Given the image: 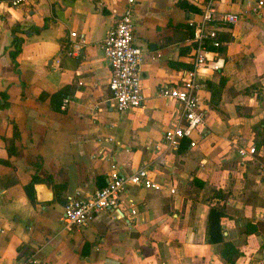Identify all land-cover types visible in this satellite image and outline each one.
Instances as JSON below:
<instances>
[{
    "label": "crops",
    "instance_id": "1",
    "mask_svg": "<svg viewBox=\"0 0 264 264\" xmlns=\"http://www.w3.org/2000/svg\"><path fill=\"white\" fill-rule=\"evenodd\" d=\"M124 1L27 0L18 7L0 1V160L7 161L0 162V264L26 256L35 264H264V175L237 152L254 144L264 160V0L216 1V16L239 18L215 24L221 44L212 52L224 65L198 72L204 133L195 147L184 139L175 151L162 136L180 107L158 89L181 84L191 68L190 25L200 20L205 0H136L143 101L119 113L100 45ZM16 25L45 28L19 34L24 42L15 67L9 52ZM73 44L80 49L69 55ZM62 89L53 106L49 96L39 97ZM36 156L38 176L50 175L52 183L34 185L32 204L24 186L34 173L28 157L33 163ZM110 163L124 173L147 165L175 192L130 187L117 216L107 210L87 227L66 226L65 203L104 186ZM215 206L222 211L220 231L208 229ZM225 243L239 253L232 262L222 256Z\"/></svg>",
    "mask_w": 264,
    "mask_h": 264
},
{
    "label": "built area",
    "instance_id": "2",
    "mask_svg": "<svg viewBox=\"0 0 264 264\" xmlns=\"http://www.w3.org/2000/svg\"><path fill=\"white\" fill-rule=\"evenodd\" d=\"M217 0H205L201 18L191 24L193 27L191 37V68L183 72L181 84L177 86H161L158 95L173 100L180 107L178 121L167 128L162 136L165 147L175 151L184 139L189 140L190 147L196 146V139L202 136L206 126V114L201 106L199 90L201 88L197 76L201 69L212 71L220 70L224 65V58L215 55L210 46L217 48L221 41L216 32V23L234 24L238 20L235 13H221L216 16L214 5ZM27 0H10L13 7H18ZM263 1L256 4L259 9ZM136 0H125L122 12L116 22L107 30L102 39L100 48L110 66L109 90L112 106L119 113L138 108L143 101L141 87L142 50L134 44V10ZM80 49L79 44H73L67 54L74 55ZM69 98L64 97L60 104L62 110L66 109ZM241 159L256 161L259 172L264 175V160L257 158L254 144L238 148ZM106 184L85 197L79 193L65 203L63 208V221L66 226L77 228L87 227L96 216L107 210H112L117 216L122 197L130 187H140L147 190H166L170 194L175 192L173 186L157 182L145 165L132 173L122 172L116 163H110L106 173ZM130 206L133 201L129 199ZM12 264H35L33 256L21 257Z\"/></svg>",
    "mask_w": 264,
    "mask_h": 264
},
{
    "label": "trees",
    "instance_id": "3",
    "mask_svg": "<svg viewBox=\"0 0 264 264\" xmlns=\"http://www.w3.org/2000/svg\"><path fill=\"white\" fill-rule=\"evenodd\" d=\"M0 1H8L9 2L10 0H0ZM43 28H45V26H42V27L33 26L27 30H22V31L19 29V26H17V25L12 28V34H13L12 50H10L9 54H10V57H11L12 62H13L15 67L17 66L15 58L18 55V53L20 52L21 45L24 42L23 37H21L19 34L23 33V34H25V36H30L32 34H38ZM190 29H191V37H192V32H193L192 25H190ZM218 39L220 40L219 37H218ZM209 48L211 50L215 49L212 46H210ZM64 93L65 92L62 89V90H59L58 92L52 93V94L41 93L39 97L41 100H43L45 97L49 96L50 97V106H53L54 102L59 101ZM1 95H2L3 99L6 98L5 92L2 91ZM13 137L14 138L19 137L18 129H17L16 125H14V124H13ZM185 140L189 143L188 139H185ZM185 140H183V141H185ZM14 152H15L14 150H11V149L8 150V154H12ZM28 160H30V162H31L30 164L34 167V173L32 174L30 181L24 186V191L26 193V196L30 200V202L32 204H34L36 202L34 185L37 183H40V182H46L48 184L52 183V181H51L52 178L50 175H47V174H43V177L38 176V173L42 172V169H43L42 164L40 163V160H41L40 156H36L35 162H33V163L31 161V158L28 157ZM0 162L7 163L6 160H0ZM53 187H54V189H56V191H59L62 189V186L55 185L54 183H53ZM56 199L60 202H64L60 198V196L57 195V193H56ZM221 216H222L221 207L215 206V207H212L210 209L209 214H208V229L210 231L213 228L214 229L216 228V229H218V231H220V218H221ZM228 251L232 252V255H231L232 257L230 256V254H229L230 252H228ZM227 253H228V256H227ZM222 256H226L228 258L227 260L232 262L231 260H235L239 256V253L236 249H234L232 244L225 243L224 247L222 249Z\"/></svg>",
    "mask_w": 264,
    "mask_h": 264
},
{
    "label": "water",
    "instance_id": "4",
    "mask_svg": "<svg viewBox=\"0 0 264 264\" xmlns=\"http://www.w3.org/2000/svg\"><path fill=\"white\" fill-rule=\"evenodd\" d=\"M50 196H51V194H50V193H48V194H47V196H46V197H47V199H46V200L50 199Z\"/></svg>",
    "mask_w": 264,
    "mask_h": 264
}]
</instances>
